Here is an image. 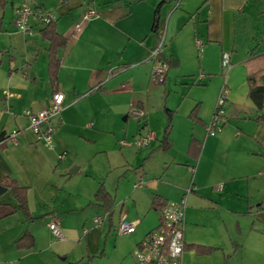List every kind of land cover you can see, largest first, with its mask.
Returning a JSON list of instances; mask_svg holds the SVG:
<instances>
[{"label": "crops", "instance_id": "crops-1", "mask_svg": "<svg viewBox=\"0 0 264 264\" xmlns=\"http://www.w3.org/2000/svg\"><path fill=\"white\" fill-rule=\"evenodd\" d=\"M6 1L11 4V24L6 26L3 21L5 11L2 10L0 132L6 135L10 130L18 129L19 133L17 143L6 141L0 146V178L9 175L27 186L31 218L18 210L0 219V264H133L132 251L136 244L160 220V209L151 205L153 194L166 201L184 196L185 245L199 243L216 247L209 254H197L184 248L181 264H198L201 257L217 251H222L218 264L223 263L227 254L229 258L225 264H230L233 256L242 252L243 243L236 237L243 234L248 219V235L253 233L251 236L258 245L264 243V197L249 189L248 179L254 178L260 169L264 173V121L255 119L264 108L259 111L247 95L244 64L252 48L253 54L264 50L263 46L256 51L258 42L250 43V38L256 37V22L264 28L262 0H181L177 6L175 0H169L162 5L159 22L164 25L165 41L161 53L178 62L177 66L167 70L165 77L169 71L176 76H196L199 85H205V79L209 78V83L215 84L213 99L225 84L228 87L226 118L234 119L236 123L222 126L215 135H208L205 124L214 110L213 99L206 117L201 109L202 101L193 98L190 109L185 112L187 120L182 124L177 121L176 105H162L163 123L156 130L147 131V142L139 150L138 167L144 182L133 184V189L138 190L129 191L128 194L133 195L131 204L127 203L130 195H120L119 207L115 206L119 194L117 187L112 192L100 177L93 178V184L87 188L85 184L77 186L67 170L72 167L71 170L76 171L82 167L81 147L89 150L93 157L105 153L108 171L128 169L133 167L131 162H136L129 159L126 149L113 155L109 147H102L110 134L117 138V133L111 122L101 120V114L104 110L113 113L111 108H105L106 104L119 108L121 113L134 103L147 111L153 66L149 55L158 39L151 25L154 8L160 0H45L47 5L43 1L32 3L53 12L57 30L66 38L65 46L57 54L56 90L63 92L64 99L61 110L52 119L55 127L53 148L36 140L25 116L26 110L46 107L53 93L46 69L47 42L40 38L41 25L37 22H31L33 33L30 34L23 33L13 23L15 8L30 1ZM89 6L95 8L96 13L82 21L80 30H74V24ZM223 52L229 54L227 65L221 62ZM96 85L100 87L89 91ZM192 87L187 86V91ZM196 103H199L197 115L202 123L188 118ZM164 106L175 110L170 131L172 145L167 151L156 148L165 124ZM150 124L144 121L141 128L144 125L150 128ZM193 138L200 143L197 157L187 153ZM126 144L129 143L121 141L120 145ZM78 145L80 149L76 147ZM91 145H97V149ZM66 148L73 149L68 160L67 151L63 158H58L60 150ZM157 158L161 172L156 180H147L145 177L152 176L149 175V164ZM180 164L193 167L190 181H172L169 177L170 167ZM241 181H245V186L239 183ZM100 182L113 196L114 204L111 218L107 215L100 226H94L92 218L103 211L94 199ZM188 182L189 191L185 192L184 184ZM220 182L225 184L224 194L216 192ZM262 190L264 192V187ZM7 192L8 189L0 192V202H10L3 199ZM222 200L228 201V214L234 219L233 226L226 225L225 228L228 233L226 245L220 234L222 224L208 226L201 212L202 202L211 209H219ZM11 203H15L14 199ZM231 203L234 205L230 206ZM121 219H137L138 222L132 232L118 234L115 228ZM242 219L245 225H242ZM53 220L62 229L60 239L49 230L48 223ZM25 230L33 236L34 244L29 248H18L15 241ZM185 232L195 240L188 241ZM261 264H264V258Z\"/></svg>", "mask_w": 264, "mask_h": 264}, {"label": "rangeland", "instance_id": "rangeland-1", "mask_svg": "<svg viewBox=\"0 0 264 264\" xmlns=\"http://www.w3.org/2000/svg\"><path fill=\"white\" fill-rule=\"evenodd\" d=\"M16 1V0H15ZM31 3L35 2H41L43 1L46 4L45 0H28ZM50 2V0H47ZM52 1V0H51ZM260 3L264 6V2L260 1ZM3 11H5L4 20L6 26H9L10 19H11V4L10 2L5 3ZM264 13V12H263ZM34 22V20L30 19L31 22ZM69 23L65 24V27ZM256 28V37L250 38V43H257L258 46L256 51L260 50L261 47L264 46V39L261 37L263 35V25L258 24L256 22L255 25ZM60 29H62L60 27ZM63 30V29H62ZM263 32V33H262ZM254 46V45H253ZM7 57L4 56L3 62L6 63ZM166 78V77H165ZM190 77H183V76H176L172 71H169V75L166 78L165 81L158 82L155 77L152 75L150 76V84H151V91L149 92V99H148V109L146 111L145 108H140L139 106L134 104H130L128 107V110L125 113H121L119 108H113L112 105L107 106L106 104L105 108H111L113 113H106L107 110H104V112L101 114L102 121H108L111 122L113 125V128L115 132L117 133V138H114L113 135L110 133V137L108 142L102 143V147H109L110 150H113V155H119L121 149L127 150V155L130 160L136 161L131 162L134 163L133 167H130L128 169H111L110 171L107 170V158L106 154L98 155L96 157H93L92 154H89V150L84 147H81L80 153H81V163L82 167L77 171L71 170L72 167H70V170H67V174L70 176H73L74 183L79 186L80 184H85L86 188L88 185L93 184V178L94 180L98 179L97 177H100L101 180L107 184L109 189L113 192L115 187L118 188L119 194L116 197L115 200V206H120V201L122 198V194L126 193V195L129 193L130 190L133 189V184L140 183L142 184L144 182V178H140V167H138L139 161H141L139 157L140 149L145 146L147 142V131L153 129L156 130V127H158L159 124L163 123L164 115L162 111V105L166 104L168 105H175L178 107V115H177V121H179L181 124L185 122L186 116L185 112L190 109V106L192 105V99H197L202 101L201 109H203L205 113H203L206 117L209 115L210 106L212 103L216 102V98L218 93L213 99V85H215L213 82L209 83V78L205 79V85H199L197 83L196 76L190 79H186ZM212 78V76H211ZM210 78V79H211ZM187 82V83H184ZM187 86H193L189 91H187ZM163 90L165 91L163 93ZM219 91V90H218ZM197 99V100H198ZM213 99V102H212ZM215 100V101H214ZM226 109V104L224 105ZM103 108V109H105ZM134 109L140 110L141 112H144V116H138L135 115ZM147 112H149V116L147 117ZM144 121L151 122L150 128H146L144 125L143 128H141V125L144 123ZM236 123L234 119H227L225 116V123L223 127L229 124ZM145 129V130H142ZM152 130V131H153ZM154 132V131H153ZM154 140V139H152ZM121 141H126L129 144H126L124 146L120 145ZM149 141V140H148ZM151 141V140H150ZM80 149V146H76ZM91 148L97 149V145H91ZM62 151V150H60ZM67 156L66 160L70 157L71 153L73 152L72 148H66ZM139 151V152H138ZM160 153V152H159ZM111 155V152H110ZM159 158L153 159L151 163L149 164V175L145 177L147 180H156V177L161 172V163H157ZM137 163V164H136ZM74 167V166H73ZM191 167L192 166H185V165H172L169 169V177L172 179V181L175 180H185L190 181L191 176ZM257 170V169H256ZM255 170V171H256ZM156 175V176H154ZM253 177H249V189L253 191V193L261 194L264 197L263 187H264V173L262 172V169H260V173L254 174ZM245 181L239 182L240 184L245 186ZM188 182L185 187V192H187V189L189 188ZM145 184V183H144ZM225 184L220 182L217 184L216 192L221 194H224L226 191V187H223ZM221 186V190L219 189ZM90 188V186H89ZM148 188V185H147ZM261 189V192L259 190ZM138 190V189H136ZM128 191V192H127ZM215 192V191H214ZM121 195V196H120ZM130 195V198L127 200L128 204L132 203L133 195ZM3 199H8L7 201L12 202L13 198L11 197L10 193L7 192L5 195H3ZM221 207L219 209H211L207 205L205 206V203H201L202 207V214L204 216L203 219L207 222L208 226H213L217 224H222L223 231L221 234L222 241L226 245L228 242V233L226 232V225L227 227L233 226L234 219L228 214V201L222 200L220 203ZM234 205V203H231L230 206ZM103 211H100L97 214H102ZM249 219L245 225L243 223L242 219V225L245 231L243 234L239 237H236V240L238 242H242V252L237 253L236 256H233L232 262L230 264H238L239 261H243V264L253 263V264H261V259L264 258V243H260L259 245L255 242L254 237L251 235H254L253 233L248 235L249 230L247 229ZM229 225V226H228ZM187 232H185V237L188 241L195 240V237H188ZM187 254L190 255V252ZM222 251H217L213 253L211 256L208 257H201L198 264H218L221 261ZM196 264V263H195Z\"/></svg>", "mask_w": 264, "mask_h": 264}, {"label": "built area", "instance_id": "built-area-1", "mask_svg": "<svg viewBox=\"0 0 264 264\" xmlns=\"http://www.w3.org/2000/svg\"><path fill=\"white\" fill-rule=\"evenodd\" d=\"M180 1L181 0H175V6H177ZM262 1L264 2V0ZM95 13V8L91 6L87 7L81 15L80 20L74 24V30H80L82 21L92 17ZM30 19L37 22V24L43 25L54 20L55 16L53 12L30 2H23L15 8L13 23L23 33H33ZM261 37L264 39V33ZM164 41L165 31L163 25L159 30L157 42L150 51V59H154L162 51ZM196 42L199 44L200 40L197 39ZM221 62L223 65L228 64V52H223ZM167 70V63L165 61H160L153 64L151 75L160 82L163 80ZM227 94L228 87L222 84L218 91L212 116L205 124L206 133L208 135H215L218 133L225 123L226 114L224 105L227 101ZM63 99V92L55 90L51 94L49 104L46 107L36 111H25V116L28 119V128L32 131L36 140L47 148H53L54 146L55 127L52 123V119L57 116L61 110ZM133 111L135 115L144 116V112L140 110L134 109ZM18 133V129H12L4 137H0V146L6 141L14 144L17 143ZM65 155V150L57 154L60 159ZM192 169L193 167H191V170ZM135 185H140V183H136ZM219 187L221 188V186ZM187 191H189V189ZM184 211V196L178 200H168L164 204L160 209V220L158 224L146 232L133 249V264H181V255L185 245L183 236ZM106 217V211L102 214H96L92 218L94 226H100ZM137 222V219H121L116 225V232L118 234L132 232ZM48 227L55 238L60 239L63 237L62 229L55 220L50 221Z\"/></svg>", "mask_w": 264, "mask_h": 264}, {"label": "trees", "instance_id": "trees-1", "mask_svg": "<svg viewBox=\"0 0 264 264\" xmlns=\"http://www.w3.org/2000/svg\"><path fill=\"white\" fill-rule=\"evenodd\" d=\"M169 0H160L153 12V20L151 28L154 32L159 34V30L162 27L159 22V14L162 5ZM207 0H204L206 2ZM6 0H0V11L3 10ZM2 24V16H0V30ZM39 35L43 41L47 42V75L48 80L52 86V92L56 90L58 81V70H59V59L57 57L59 49L63 48L66 44V38L57 30L56 19L51 20L39 28ZM254 48L250 50V55L244 60L246 67V81L248 84V97L256 105L257 109L261 111L264 108V50L259 53L253 54ZM165 61L168 65V69L178 65L176 59L165 57L161 52L153 59V64ZM11 69L8 68V72ZM166 74V73H165ZM165 78V76H164ZM161 80L160 82L164 81ZM100 85H96L90 88L89 91H94L98 89ZM199 103H196L194 107L189 111L188 118L196 123H202V120L198 117ZM165 114V124L162 130L161 138L157 145V149L162 151H167L172 145L170 139V131L172 129V120L175 114V110L163 107ZM257 121H264V112L257 115L255 118ZM5 133L0 132V137H4ZM200 143L194 138L189 141L187 147V153L192 157H197L199 152ZM0 185L8 189L11 197L14 199L15 203L11 202H0V219L6 217L18 210L23 212L27 217H30L28 204H27V186L21 185L15 178L5 175L0 178ZM95 202L99 207L107 212L109 218H111L113 211L114 198L107 191L103 182H100L94 192ZM167 201L161 199L158 194H153L151 199V205L156 209H161ZM31 218V217H30ZM16 247L18 248H29L34 244V238L29 231L25 230L15 241ZM184 248L192 249L197 254H209L216 249L215 246L203 245L199 243L186 244ZM229 255H225L222 264H225ZM76 264V263H70Z\"/></svg>", "mask_w": 264, "mask_h": 264}, {"label": "water", "instance_id": "water-1", "mask_svg": "<svg viewBox=\"0 0 264 264\" xmlns=\"http://www.w3.org/2000/svg\"><path fill=\"white\" fill-rule=\"evenodd\" d=\"M0 16H2V10L0 11ZM5 189H6L5 187H2V186L0 185V192H3Z\"/></svg>", "mask_w": 264, "mask_h": 264}]
</instances>
